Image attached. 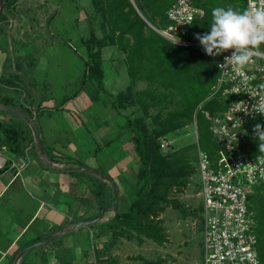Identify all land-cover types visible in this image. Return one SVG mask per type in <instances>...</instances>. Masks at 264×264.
I'll list each match as a JSON object with an SVG mask.
<instances>
[{"label": "crops", "instance_id": "1", "mask_svg": "<svg viewBox=\"0 0 264 264\" xmlns=\"http://www.w3.org/2000/svg\"><path fill=\"white\" fill-rule=\"evenodd\" d=\"M41 12L10 17L0 32V123L21 134V152L6 148L8 167L0 172V264H86L99 241L93 225L135 199L136 155L124 118L107 99H95L80 86L85 47L56 41ZM113 63L110 57L103 66L106 87L109 75L110 80L118 75ZM6 99L14 103L6 106L35 124L43 152L29 124L3 107ZM4 135L0 129V142ZM20 161L22 168L12 165ZM114 189L123 197L118 202ZM99 203L114 206L104 211ZM95 218L94 224L74 227ZM51 236L49 243L19 255Z\"/></svg>", "mask_w": 264, "mask_h": 264}, {"label": "trees", "instance_id": "2", "mask_svg": "<svg viewBox=\"0 0 264 264\" xmlns=\"http://www.w3.org/2000/svg\"><path fill=\"white\" fill-rule=\"evenodd\" d=\"M17 0H4V8L9 9ZM139 12L148 22L163 28L168 25L165 11L170 2L167 0H133ZM195 5L201 6L205 14L201 18L193 20L187 27L186 37L196 40L197 34L203 35L210 32L211 11L215 7H232L233 9L245 10V0H192ZM94 10L91 19L99 16L97 26L100 25V33L105 36L99 37L97 30L90 29L89 37L84 40L87 59L84 60V70L79 83L82 88L94 84L103 86L102 70L98 62V54L101 47L114 44L126 54L124 62L126 71L131 81L145 80L147 84L155 88L137 91L139 96L151 95L156 98L155 103H160L168 95L177 97L176 106L169 110L165 117H155V126L150 131L146 130V124L132 118L125 120V125L130 131V139L134 146L136 161L138 163L135 199L125 211H115L114 215L107 220L98 221L93 226L112 231V239L104 243V248L97 251L96 261L98 264H114V259L109 256L101 257L107 253L108 248L114 243L115 237L125 234L126 229L135 231L138 235L149 238L160 237L159 229L150 218L162 209V203H171L177 208L181 206L167 198L168 191L173 186H185L189 173H194V161L196 160L195 144H192L193 154L186 157L185 151H174L170 154H162L159 149V137L167 135L188 122L195 121L197 130V142L201 149L205 150L211 160L215 159L220 144L213 137L211 131L212 121L210 117L221 113L227 101L219 94L210 96L211 88L218 77V62L220 56H208L201 45H177L169 42L149 25L136 12L131 0H92ZM6 12V11H5ZM7 19V14L2 13L0 23ZM0 25V32H4ZM97 29V28H96ZM109 35L108 40L106 35ZM98 87L93 89L92 96L95 99H105L100 96ZM156 89H161L156 92ZM167 91V92H165ZM113 113L116 107L109 97ZM139 100V98H138ZM3 105H13L12 100H2ZM145 104V102L143 103ZM144 105V109L149 108ZM208 113V116L206 115ZM117 114V113H116ZM0 129L5 134V139L0 142L5 145L9 152L19 154L21 151V134L13 126L0 123ZM241 147L250 154L257 151L262 142L255 137V127L250 123V130L241 141ZM8 167V162L0 168L3 172ZM98 190H101L100 186ZM99 193H102L100 191ZM116 197L114 189L113 202ZM250 208L255 212L257 236L256 250L258 256L264 259V186L258 185L248 197ZM104 211L114 205H102ZM183 210V209H182ZM100 215V214H99ZM98 215V216H99ZM94 252V253H95ZM147 264H155L147 262Z\"/></svg>", "mask_w": 264, "mask_h": 264}, {"label": "built area", "instance_id": "3", "mask_svg": "<svg viewBox=\"0 0 264 264\" xmlns=\"http://www.w3.org/2000/svg\"><path fill=\"white\" fill-rule=\"evenodd\" d=\"M165 14L168 25L150 27L168 41L177 45H200L198 40L186 37L188 25L205 14L203 7L192 0H167ZM264 8V0H245V10ZM264 52V45L261 46ZM230 52L220 55L218 77L211 94H219L227 101L224 110L210 117L213 137L220 144L215 159L201 149L196 140L194 173L197 177L198 211L201 226L202 264H264L256 250L255 212L248 197L258 185L264 186V150L260 147L250 154L241 147L250 123L264 130V55L253 57V62L242 73L225 63ZM225 63V64H224ZM206 115L209 118L208 113ZM196 130V123L193 121ZM255 137L259 138V133ZM171 142L161 139V147ZM5 146H0V167L6 162ZM22 168L24 163L12 162Z\"/></svg>", "mask_w": 264, "mask_h": 264}, {"label": "rangeland", "instance_id": "4", "mask_svg": "<svg viewBox=\"0 0 264 264\" xmlns=\"http://www.w3.org/2000/svg\"><path fill=\"white\" fill-rule=\"evenodd\" d=\"M92 4V0H17L9 9H3V13L7 14V19L2 21L0 25L4 27L8 24V18L17 17L21 12L31 14L33 10L35 12L40 10L43 16L46 17L47 33H50V31L54 33L57 36L56 41L58 39L59 42H65L70 47L82 48V46L85 47L84 40L89 37L90 29L97 30L99 37L105 36L100 33V25H96L97 21H100V17L97 16L94 20L90 18L94 14ZM11 10L16 15L13 16ZM135 10L138 13V8ZM143 21L148 22L146 18ZM76 36L80 38L81 45L74 43L73 39ZM108 37L107 34L105 38L108 40ZM110 57L115 63L113 65L114 69L116 68V71H118V75L113 80H110L112 75H109L106 87L104 83L106 68L103 69V66ZM125 57L126 54L121 52L117 45L107 44L101 47L97 60L102 70L103 86L98 87L94 84L93 89L98 87L100 96L105 99L109 97L110 100H113L117 113L114 112L115 115L123 117L124 120L132 118L146 124L147 135L150 137L149 133L155 126V117H165L167 112L176 106L178 98L168 95L160 103H155L156 98H151V95L138 97L137 91L146 88L153 90L155 87L147 84L145 80L132 82L126 71ZM105 66L110 67L109 65ZM122 71L124 72L122 73ZM88 88L93 92V89ZM160 90L156 89V92ZM144 102L145 104H154H149L150 107L144 109ZM165 136V138L161 136L156 140L159 144L163 138L171 142L167 147L159 146L162 154H170L181 150L185 151L188 158L193 154L192 144L197 140L193 122H188ZM187 180L185 186H173L167 194V198L178 203L183 210L166 202L162 203V209L156 215L150 217L159 229L160 237H156V239L155 237L149 238L145 235H138L133 230L126 229L125 234L115 237L114 243L108 248V252L102 253L101 257L109 256L113 258L114 264H147L148 261L155 264H202L203 249L200 217L198 215L201 201L197 196L198 183L195 173H189ZM118 195L116 193V202ZM119 196L123 199L121 194ZM121 204L120 210H123L124 203L121 201ZM112 236L111 230L99 228V241L97 244L94 241V247L90 249V261H87L86 264H98L96 261L97 251L94 253L93 249L96 248V250L101 251L104 248V243L111 240Z\"/></svg>", "mask_w": 264, "mask_h": 264}, {"label": "clouds", "instance_id": "5", "mask_svg": "<svg viewBox=\"0 0 264 264\" xmlns=\"http://www.w3.org/2000/svg\"><path fill=\"white\" fill-rule=\"evenodd\" d=\"M211 17L210 32L195 36L208 56L230 52L225 63L232 65L235 72L242 73L253 62L254 55H264L260 51L264 45V8L240 11L232 7H215ZM261 113L264 114V109ZM255 132L264 140L261 125H256ZM260 150H264V144H260Z\"/></svg>", "mask_w": 264, "mask_h": 264}, {"label": "water", "instance_id": "6", "mask_svg": "<svg viewBox=\"0 0 264 264\" xmlns=\"http://www.w3.org/2000/svg\"><path fill=\"white\" fill-rule=\"evenodd\" d=\"M131 2L134 5V3H133L132 0H131ZM4 6H5L4 0H0V18H1V15L3 13ZM134 8L137 9L135 5H134ZM138 14L141 16V18H143L145 20V18L142 16V14L139 11H138ZM145 22L150 26V23L149 22H147V21H145ZM3 107L6 108V109H8V110H10V111H12V112H14L15 114L19 115L20 117H22L29 124V126L31 127V129H32V131L34 133V136H35V138L37 140L39 149H40L41 152H43V143L40 140V137H39V134H38V131L36 129L35 124L26 115H24L23 113L17 111L16 109H14L12 107H9V106H6V105L3 106ZM117 202H118V196H117ZM116 208H117V203L115 205V209ZM98 220H99V218H95V219H91V220L79 221V222H77L74 225V227L75 228H79V227H82V226H88L90 224L96 223ZM54 237L55 236H51V237H49V238H47L45 240H40V241L34 242V243H32V244L24 247L23 249H21L19 251V255H22L23 253H25V252H27V251H29V250L37 247V246L45 245V244L49 243Z\"/></svg>", "mask_w": 264, "mask_h": 264}]
</instances>
